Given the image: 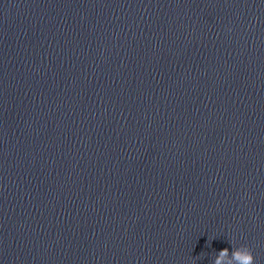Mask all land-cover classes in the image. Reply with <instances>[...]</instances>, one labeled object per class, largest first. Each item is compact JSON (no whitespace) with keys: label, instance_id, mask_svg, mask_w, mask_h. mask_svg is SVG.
Listing matches in <instances>:
<instances>
[{"label":"clouds","instance_id":"9594fccd","mask_svg":"<svg viewBox=\"0 0 264 264\" xmlns=\"http://www.w3.org/2000/svg\"><path fill=\"white\" fill-rule=\"evenodd\" d=\"M211 264H255V257L246 245L224 248L216 253Z\"/></svg>","mask_w":264,"mask_h":264}]
</instances>
